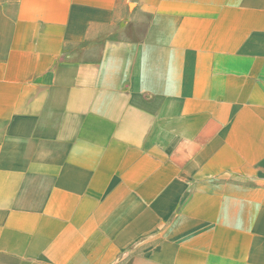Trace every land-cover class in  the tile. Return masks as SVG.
<instances>
[{"label": "crops", "instance_id": "obj_1", "mask_svg": "<svg viewBox=\"0 0 264 264\" xmlns=\"http://www.w3.org/2000/svg\"><path fill=\"white\" fill-rule=\"evenodd\" d=\"M0 264H264V0H0Z\"/></svg>", "mask_w": 264, "mask_h": 264}]
</instances>
